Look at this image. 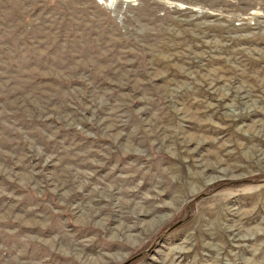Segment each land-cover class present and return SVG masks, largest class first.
I'll return each instance as SVG.
<instances>
[{
  "label": "rangeland",
  "instance_id": "rangeland-1",
  "mask_svg": "<svg viewBox=\"0 0 264 264\" xmlns=\"http://www.w3.org/2000/svg\"><path fill=\"white\" fill-rule=\"evenodd\" d=\"M0 264H264V0H0Z\"/></svg>",
  "mask_w": 264,
  "mask_h": 264
}]
</instances>
